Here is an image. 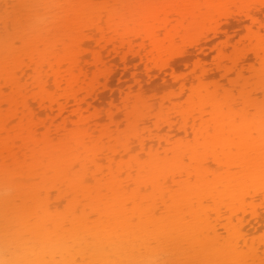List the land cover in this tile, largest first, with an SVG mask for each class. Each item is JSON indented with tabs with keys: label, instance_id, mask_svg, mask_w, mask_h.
Listing matches in <instances>:
<instances>
[{
	"label": "bare ground",
	"instance_id": "6f19581e",
	"mask_svg": "<svg viewBox=\"0 0 264 264\" xmlns=\"http://www.w3.org/2000/svg\"><path fill=\"white\" fill-rule=\"evenodd\" d=\"M262 200L264 0H0V264H264Z\"/></svg>",
	"mask_w": 264,
	"mask_h": 264
},
{
	"label": "rangeland",
	"instance_id": "374dc122",
	"mask_svg": "<svg viewBox=\"0 0 264 264\" xmlns=\"http://www.w3.org/2000/svg\"><path fill=\"white\" fill-rule=\"evenodd\" d=\"M20 22H22V19H21ZM205 28L208 29V28H210V27H209V26H208V27H204V29H203L204 31L207 30V29H205ZM207 34H211V33L209 32V33H207ZM235 37H236V40H239L238 35H237V36L235 35ZM235 37L233 38V39H234L233 42H235V43H233V44H236V43L238 42V41L235 40ZM240 37H241V36H240ZM222 38H223V37H222ZM237 38H238V39H237ZM215 40H216V41H215ZM215 40H214V43L218 42L217 45H222L223 42H224V38L221 39L220 41H218L217 39H215ZM212 44H213V43H212ZM231 44H232V43H231ZM231 44H230V45H231ZM213 45H214V44H213ZM212 53H214V52L212 51ZM210 57H211V56H210ZM210 57H209V54H208V58H207L208 61H209ZM211 58H212V57H211ZM251 63H253V62H251ZM115 80H116V82H115V86H116V83H117V86H118V82H117L118 79H115ZM115 80H114V81H115ZM160 85H161V84H160ZM162 85H163V83H162ZM162 85H161V86H162ZM113 87H114V86H113ZM158 87H159V85H158ZM160 88L162 89V87H160ZM262 198H263V197L261 196V198H259V199H262ZM262 201H263V200H262ZM260 202H261V201H260ZM263 202H264V201H263ZM258 212L261 214V217L264 218V210H261V211H258ZM262 214H263V215H262ZM250 218H251V217H250ZM251 219H252V218H251ZM247 220H248V217H247ZM261 220L264 222V219H261ZM262 224L264 225V223H262ZM259 229H260V228H259ZM262 229H263V230H262ZM261 230H262V232H261ZM259 233H260V234H259ZM263 233H264V228H263V226H262L261 229L258 230L257 235L255 234V237H256L255 242L257 241V243H258V240H259V239H257V237H258V238H259V237L261 238V237L263 236L262 238L264 239V235H263ZM262 238H261V240H262ZM261 240L259 241L260 243H261L262 241L264 242V240H262V241H261ZM263 242H262V243H263ZM260 243H259V245H261L260 247H261V249L264 251V244H260Z\"/></svg>",
	"mask_w": 264,
	"mask_h": 264
}]
</instances>
